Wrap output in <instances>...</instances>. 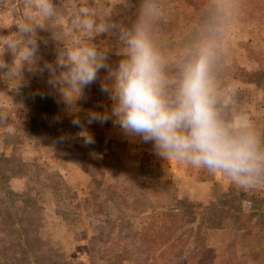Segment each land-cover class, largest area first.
Listing matches in <instances>:
<instances>
[{
	"label": "rangeland",
	"instance_id": "rangeland-1",
	"mask_svg": "<svg viewBox=\"0 0 264 264\" xmlns=\"http://www.w3.org/2000/svg\"><path fill=\"white\" fill-rule=\"evenodd\" d=\"M50 3L55 12L51 17L44 14L39 0H0V118H3L0 134L18 132V158L49 172L61 173L77 193L84 214L90 210L86 198L94 189L101 188L96 181L102 179L137 183L152 192L160 206L173 202L168 193L206 205L224 199L232 183L229 178L176 160L167 161L155 154L151 143L125 135L111 120L88 122L90 111L110 110L112 102L100 91V84L108 75L106 70H100L96 83L83 89L67 83L70 49L92 48L99 62L116 67L122 58L117 53L124 47L120 37L130 32L128 22L135 8L147 12L152 5L140 0L138 7L133 0H50ZM170 10V18H179L187 25L189 10L183 0L173 2ZM101 27L103 31L99 30ZM183 32L185 35L177 44L163 39L164 44L156 53L161 62L174 60L184 67L189 63L186 55L178 51L185 44L182 40L188 31ZM190 47L186 43L183 52ZM221 47L225 62L236 61L247 70H257L264 64V21L239 14L232 16L225 26ZM58 58L63 59L64 67L57 64ZM162 76L163 85L178 89L181 78L177 73L162 72ZM209 78L221 121L230 127L247 125L246 130L256 136L258 147L264 152V84L258 86L236 79L221 86L215 76L209 74ZM63 92L68 96L62 95ZM77 118L82 126L73 125ZM88 135L93 140L90 144L86 143ZM11 151L12 145L1 136L0 155H9ZM38 172L41 174V170ZM11 183L20 191L25 180L13 178ZM236 189L246 194L242 202L246 210L254 206L252 198L258 200V205L260 196H264V188ZM75 214L73 209L72 216ZM47 215L45 231L50 239L76 264H91L85 229L75 232L72 226L67 227L52 206L47 207ZM252 224L251 234L240 239L237 254L248 264H264V223L255 218ZM228 236L226 232H216L211 241L222 249ZM0 264H6L5 257L0 258Z\"/></svg>",
	"mask_w": 264,
	"mask_h": 264
},
{
	"label": "trees",
	"instance_id": "trees-1",
	"mask_svg": "<svg viewBox=\"0 0 264 264\" xmlns=\"http://www.w3.org/2000/svg\"><path fill=\"white\" fill-rule=\"evenodd\" d=\"M133 1L138 7L139 0ZM140 1L153 8L147 12L135 8L128 26L132 31L142 24L155 53L164 38L173 45L179 43L184 29L188 32L182 40L185 44L178 47L179 54L186 55L190 63L202 47L210 46L209 74L221 86L236 79L264 84V64L250 71L236 61L227 63L221 47L225 26L232 16L264 21V0H183L189 10L186 26L179 18H170V5L178 0ZM186 43L192 47L183 52ZM161 61V72L177 73L182 78L181 62ZM163 88L170 97L176 93L174 86ZM1 136L12 145L9 155H0V258L5 257L6 264H76L46 234L49 206L67 227L72 226L75 232L83 228L88 233L91 264H248L237 254V247L241 238L251 234L255 218L264 223V196H260L258 205L252 198L255 204L246 210L242 205L246 194L231 183L225 198L212 205L168 193L173 202L160 206L152 192L137 183L102 179L96 181L101 188L86 198L90 210L84 214L77 193L61 173L18 158V132L4 131ZM13 178L25 180L22 190L13 188ZM216 232L229 234L222 249L211 241Z\"/></svg>",
	"mask_w": 264,
	"mask_h": 264
},
{
	"label": "clouds",
	"instance_id": "clouds-1",
	"mask_svg": "<svg viewBox=\"0 0 264 264\" xmlns=\"http://www.w3.org/2000/svg\"><path fill=\"white\" fill-rule=\"evenodd\" d=\"M39 6L45 15H55L50 0H39ZM120 39L124 47L117 54L122 58L114 68L99 62L97 52L89 47H76L67 54L69 85L83 89L96 83L100 70L108 73L100 91L112 102L110 110L90 111L88 122L111 120L125 135L151 143L155 154L167 161L223 175L240 189L264 188V152L256 136L246 130L247 125L230 127L218 116L209 78L211 47H202L184 67L179 87L170 97L163 88L160 58L143 25L122 33ZM57 64L65 66L61 58ZM72 123L82 126L79 118ZM92 142L88 135L86 143Z\"/></svg>",
	"mask_w": 264,
	"mask_h": 264
}]
</instances>
